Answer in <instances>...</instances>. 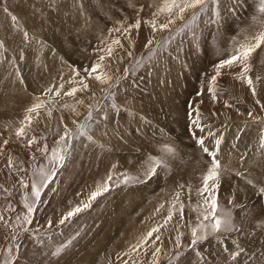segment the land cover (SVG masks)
<instances>
[{
  "label": "rangeland",
  "instance_id": "1",
  "mask_svg": "<svg viewBox=\"0 0 264 264\" xmlns=\"http://www.w3.org/2000/svg\"><path fill=\"white\" fill-rule=\"evenodd\" d=\"M161 2L0 0V215L8 221V226L0 221V264H153L154 260L157 264H264V196L258 195L264 187V44L255 51L248 74L255 96L247 83L236 79L240 66L221 70L218 85L224 95L215 101L203 80L215 64L233 54L245 36L264 29L262 0H243L236 16L228 11L232 0H220L218 25L209 23V11L184 28L192 15L188 12L183 21L178 19L169 29L153 33L144 21L152 19ZM137 19L141 26L130 30L131 42L118 32H109L135 24ZM165 20L163 15L157 17L158 24ZM117 38L122 48L112 45V56L101 51ZM150 38L153 43L145 47ZM101 55L105 60L89 77L85 69L90 71ZM104 74L111 76L108 83L95 79ZM80 76L88 89L75 97L63 96L70 87L80 86ZM70 80L77 83L69 84ZM61 84L65 85L61 103L75 106L79 115L59 104L51 118L41 109L38 117L32 114L35 119L28 134L17 137L16 129L34 97L49 87L55 91ZM197 92L202 94L197 96ZM49 95L44 93L42 99L48 100ZM76 99H83L84 104L77 105ZM87 105H92L94 122L89 135L93 139L75 142L72 158L57 168L50 186L41 192L32 222L25 223L23 200L33 199L31 184L40 180L37 170L43 167L47 173L52 168L51 149L64 131L61 116L74 130V119L89 122ZM197 107L206 119L201 120L204 131L195 129V137L203 136L205 146L227 166L214 190L217 215L231 213L238 230L190 248L191 230L207 223L203 216L210 207L203 203L209 193L200 189L212 158L197 145L190 129ZM32 136L41 139L28 145ZM45 145L47 153L37 150ZM161 146L174 153L162 151ZM149 155L165 159L168 169H158L159 176L144 183H120V174L125 172L144 181V161ZM10 156L13 167L8 166ZM110 171L116 186L89 208L59 223L67 212L86 202L88 197L81 196L85 187L95 191ZM21 181L28 187H22ZM177 193L179 200L173 203ZM170 210L173 215L168 224L132 251L152 228L164 225ZM157 234L161 239L153 244ZM157 247L161 251L153 257ZM57 249L62 251L53 255Z\"/></svg>",
  "mask_w": 264,
  "mask_h": 264
},
{
  "label": "snow or ice",
  "instance_id": "2",
  "mask_svg": "<svg viewBox=\"0 0 264 264\" xmlns=\"http://www.w3.org/2000/svg\"><path fill=\"white\" fill-rule=\"evenodd\" d=\"M219 4L220 0H162V2L156 7V10L152 13V19L145 20L144 23L151 26L152 32L155 33L157 30L163 31L165 29H169L171 25H173L176 20L183 21L185 18V14L188 12H191L192 15L187 23L183 25L184 28H190V24L192 21H195L199 16L204 14L205 12H211L212 15L209 18V23L213 24H219L220 23V15H219ZM243 0H232L231 6L228 8V11L232 13L233 16H236L237 10L243 8ZM4 11L6 12L7 9L5 8ZM260 11L264 12V0H262V6L260 7ZM165 16L166 20L163 23H157V17L159 16ZM238 18V17H237ZM13 20H16V17H12ZM255 19V18H254ZM121 23L122 22H118ZM141 26L140 19H137L135 24H129L127 27H116L109 29V32H118L120 33L124 39H128L131 42L130 37V30L131 29H139ZM27 37V33H24ZM235 39V38H234ZM153 43V39H149L148 43L145 45V47H148ZM264 44V29L257 32L254 36H245V39L243 42H241L234 50L233 54L229 56V58L219 61L217 64L213 66V69L209 73H205L203 76L204 82L207 83L208 86V92L211 95L213 101L216 100L217 97L224 95V90L218 85V79L221 76V70L225 67L232 68L235 66H240V72L236 73V79L242 80L243 82L247 83L249 87L252 88L253 95H256V90L254 87V81L253 79L248 75L251 70V59L255 53V51L261 47V45ZM112 45H117L119 47H123V45L120 43V39H114L112 40L111 44L108 45L106 48L101 49V51H104L108 56H112L113 54V48ZM129 55H131V52H129ZM105 60V56L101 55L99 57V60L95 62L92 65V69L89 71L88 69H85V72H87L88 76L91 77L93 73L97 71L98 68L101 67V62ZM74 75H76L74 70ZM95 79L100 81L101 83H108L111 80V76L108 74H104V76L96 75ZM259 79V78H257ZM69 84H75L77 83L76 80H70L68 81ZM79 87H70L67 92L63 93V96L68 97H75L78 92H84L88 89L89 85L85 82V79L83 76L79 77ZM64 84H61L59 88H56L55 91L51 87L44 90V93L50 94L48 100L42 99V96L44 93L41 94V96L34 97V102L25 110V115L22 121H20V127L16 129L15 135L17 137H22L28 134V131L31 129V125L33 123V120L35 117L32 115L35 113V115L38 117L40 115L41 109H46L47 116L49 118L52 117L53 110H56L57 104H59L61 109H67L72 112L73 115L78 116L79 112L76 110L75 106H70L67 103H61L63 100V96L60 95L61 89L64 88ZM110 86V85H109ZM201 92H197V96L201 95ZM94 95V93H93ZM54 97H60V100L54 99ZM258 104L260 103L259 100L256 101ZM75 103L77 105H83L84 100L83 99H76ZM227 103V102H226ZM49 105H51L49 107ZM89 111L88 117H86V121L89 122H77L75 119L72 121V123L75 125V129H69L67 124L64 123L63 117L61 116L60 123L64 126L63 134L59 136V139L56 141V147H53L51 149L50 157H51V164L52 168L49 172H45L44 168L41 167L37 170V172L40 175L39 181H33L31 184V196L32 201H29L27 197L24 198L23 204L24 208H26V213L23 216V220L25 223L30 224L32 222V213L36 210L37 204L41 201V192L44 191L45 188L50 186V182L52 181L53 177L56 175V170L59 167L66 166L67 162L72 158L73 152H74V145L75 142L80 141L84 138L91 141L93 138L91 135H89V132L92 128V122H94V117L92 115V105L86 106ZM115 108L116 105H113ZM212 115H216L215 112L212 113ZM249 115L252 116L253 113L250 111ZM190 118L193 116V113H189ZM206 119L203 114L199 111V108L197 107L195 111V118L191 119L190 122V129L193 130V136L196 139L197 145H199L204 153H207L211 158V164L207 170V172L203 176V188L200 189V192H208L209 198H206L203 203L209 204L210 207L207 210V214H204L203 219L204 221H207V223H200L197 225V227L192 228V241L191 244L188 246L190 248H194L196 245L200 244L201 242L206 241L209 237H214L216 239H220V233H228L232 231H237L238 229L235 228L234 224L232 223L231 213H225L222 216L217 215V200L214 195V190L218 187V182L220 179V175L222 174V171L227 170L226 165H222L221 161L217 159L216 152L210 151L205 146V140L203 136H200L199 138L195 137V129H200L201 132L204 131V128L201 124V120ZM255 119V118H254ZM209 135H212V133H209ZM262 139H264V133H262L261 136ZM41 139L38 136H32L31 139L28 140V145H32L37 140ZM8 140L5 139L3 141V144H8ZM217 145H219V140L216 141ZM3 145H0V148H2ZM38 151H41L42 153H47V145L43 149L38 148ZM161 150L172 154L174 153V149L167 147V146H161ZM144 164L147 166V171L145 173L144 181L139 180L137 177L132 176L128 174L127 172L121 173L120 176H122V179L120 180V183H123L125 185L131 183V182H137V183H144L145 181H148L152 179L153 177L159 176L158 169H168V164L165 159L163 158H157L154 156L149 155L146 160L144 161ZM8 166L13 167V158L10 156L8 160ZM116 165H113V168H115ZM19 170V169H17ZM236 175H241L240 173H236ZM113 180V174L110 171L106 179L103 181V183H98L96 190L92 191L90 195L88 196L87 202H82L81 205L76 206L71 211L67 212L65 217L61 218L59 223L63 224L66 219L71 218L77 213H80L82 209H87L91 206V202L94 201L97 197L101 196L103 193H106L110 191V188L116 185H113L111 182ZM209 181L212 183L209 184ZM249 184L252 183L251 180L248 181ZM21 185L24 188H27L28 185L25 184L23 181H21ZM2 187V186H0ZM5 191H7L5 189ZM79 195V193H78ZM258 195L264 196V187L259 189ZM179 200V193L176 194V198L173 201L175 203ZM231 202V201H230ZM163 207V205H161ZM183 208L184 205L180 204V213L181 217L183 216ZM159 210V209H158ZM195 210V209H193ZM172 211H169L168 216L165 218L164 225H160L157 227L152 228L146 236H143L140 238L138 243L134 246H132V251H136L137 248H140L145 244V242L148 240L149 237L153 235V233H158L159 228L166 226L168 222L172 219ZM17 220L19 221V217H17ZM0 221L4 222L5 226H8V221L4 220L3 215H0ZM48 224L51 225L52 221L49 219ZM199 229V231H198ZM23 231H28L27 228L22 229ZM13 241L16 240V236L14 235L12 237ZM161 239V235L157 234L155 236V240L152 241L153 244L156 243V241H159ZM176 247L177 249L180 248V240L179 237H177L176 241ZM62 249H57L53 255H59ZM161 249L159 247L156 248L155 252H153V257H156L157 253H159ZM181 253L179 251L176 252L175 256L179 257ZM119 258V257H118ZM10 264V262H9ZM125 264H127V261H125ZM153 264H157L156 260L153 261Z\"/></svg>",
  "mask_w": 264,
  "mask_h": 264
},
{
  "label": "bare ground",
  "instance_id": "3",
  "mask_svg": "<svg viewBox=\"0 0 264 264\" xmlns=\"http://www.w3.org/2000/svg\"><path fill=\"white\" fill-rule=\"evenodd\" d=\"M225 72V71H224ZM227 76V75H226ZM225 77V76H224ZM174 119V118H173ZM119 129V128H118ZM122 137V136H121ZM179 140V139H178ZM238 142H239V140H237ZM180 143V142H179ZM191 154V153H190ZM119 157H122L123 158V155L122 154H120L119 153ZM192 157V156H191ZM123 162V161H122ZM127 164V163H126ZM225 180V179H224ZM226 185V184H225ZM138 189V188H137ZM168 190V189H167ZM232 191H233V188L231 189ZM93 190H87V188L85 187V189L83 190V192L81 193V196L83 197V198H87L89 195L88 194H90L91 192H92ZM236 191V190H235ZM221 198V197H220ZM87 200L88 199H86L85 201L87 202ZM131 205H133V204H131ZM108 208V207H107ZM112 208V207H111ZM109 209V208H108ZM125 209V208H124ZM132 209V208H131ZM114 213V212H113ZM106 214V213H105ZM112 214V213H111ZM128 214V213H127ZM107 216V215H106ZM105 216V217H106ZM153 216V215H152ZM120 218H122V217H120ZM107 219V218H106ZM113 220H115V219H113ZM121 220V219H120ZM116 221H117V217H116ZM119 221V220H118ZM116 224V223H115ZM136 224V223H135ZM138 224H136V226H137ZM138 229H139V227H137ZM140 230V229H139ZM126 233V232H125ZM103 234V233H102ZM105 236V235H104ZM208 244V243H207ZM208 247H209V245H207ZM213 249V248H212ZM211 250V249H210ZM72 252V251H71ZM206 253V252H205ZM71 254V253H70ZM79 264H81V263H79Z\"/></svg>",
  "mask_w": 264,
  "mask_h": 264
},
{
  "label": "crops",
  "instance_id": "4",
  "mask_svg": "<svg viewBox=\"0 0 264 264\" xmlns=\"http://www.w3.org/2000/svg\"><path fill=\"white\" fill-rule=\"evenodd\" d=\"M232 143H233V139L231 138V139H230V144H232Z\"/></svg>",
  "mask_w": 264,
  "mask_h": 264
}]
</instances>
